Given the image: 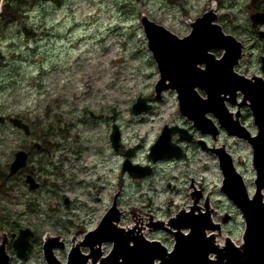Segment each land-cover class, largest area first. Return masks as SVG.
I'll use <instances>...</instances> for the list:
<instances>
[{
	"label": "rangeland",
	"instance_id": "374dc122",
	"mask_svg": "<svg viewBox=\"0 0 264 264\" xmlns=\"http://www.w3.org/2000/svg\"><path fill=\"white\" fill-rule=\"evenodd\" d=\"M20 6L14 21L0 17V116L23 119L32 134L25 135L9 121L0 124V178H8L19 149L33 156L0 188V242L4 231L11 240L21 228H30L34 236L24 258L17 256L12 243L8 245L11 264H47L43 243L58 235L66 246L56 255L66 262L73 243L97 227L116 193L123 211L121 226L145 225V236L172 247L174 238L166 229L148 225L163 220L170 228L171 217L189 210L192 182L194 193L203 192L202 210L209 196L211 219L222 226L223 236L239 243L245 222L240 209L220 190L223 176L216 155L194 144L187 158L160 163L155 172L140 179L124 172L122 165L125 151L136 145L132 162L149 164L148 153L164 124L183 122L175 91L155 99L159 71L147 47L142 15L183 37L190 33L192 21L216 7L218 23L244 40L254 58L258 36L249 16L255 4L251 0H23ZM138 96L153 104L152 110L135 115L132 105ZM8 97L16 110H10L13 104L6 103ZM113 123L121 129L119 151L113 150L109 138ZM35 142L43 145L42 153H37ZM45 144L49 151H44ZM217 144L226 145L254 192L250 145L227 133ZM28 172L43 183L42 188H29ZM111 248L106 243L104 253Z\"/></svg>",
	"mask_w": 264,
	"mask_h": 264
},
{
	"label": "water",
	"instance_id": "95a60500",
	"mask_svg": "<svg viewBox=\"0 0 264 264\" xmlns=\"http://www.w3.org/2000/svg\"><path fill=\"white\" fill-rule=\"evenodd\" d=\"M3 1L0 0V9ZM255 2L256 0H251L252 4ZM217 20L216 7H211L190 23L191 31L188 35L180 37L147 15L141 17L147 46L160 75L155 84V97L160 99L164 91L174 90L177 92L181 115L193 120L194 125L203 134L213 133L216 139L218 127L207 117V114L212 112L221 127L239 139L248 140L253 146L256 194L252 199L243 176L234 166L232 155L224 146L211 149L218 155L223 174L221 190L243 213L245 231L242 242L236 245L229 236L224 238V244L217 241V237H222L221 227L212 222L208 202L207 212L196 214V211H200L197 205L199 193L194 194L191 211L182 210L170 219L169 226L176 230L166 228L164 222L151 224L153 230L165 227L173 234L175 245L170 252L162 242L148 240L139 227L125 228L120 225L123 212L118 207L119 193H116L111 207L98 226L88 231L84 239L72 246L66 264H264V105L261 102L264 100V87L254 85L235 73L234 67L244 55L243 44L234 35L226 33ZM250 20L254 27L264 25V12L252 13ZM260 35L264 38V31H260ZM215 49L225 50L221 59L212 52ZM201 65H204V68ZM198 89H201L207 98H203ZM238 92L244 94V100L239 103V107L249 104L253 110L259 128L257 136H251L242 125L240 110L234 114L226 108V100L233 105L237 103ZM151 109L152 104L143 96H138L132 105V112L136 115ZM112 112L115 114L116 109L113 108ZM5 120V116H0V124ZM9 122L21 129L25 135H31V126L23 119L10 117ZM111 128L112 147L119 151L122 145L120 126L113 123ZM174 132L183 133L184 129L179 126H164L150 148V159L157 161L182 156V148L172 141ZM35 146L41 149V144L35 143ZM138 147L136 145L125 151L126 159L122 170L134 178H143L152 173V167L132 162L131 157ZM28 159V152L19 149L9 166L8 177H13L22 170ZM25 181L31 190L40 187V183L32 174H28ZM65 202L69 205V198H66ZM184 228L190 232L184 234ZM215 230L218 234L207 235L208 231ZM33 236L34 231L30 228L20 229L18 236L13 234V246L19 257H26ZM60 239L61 236H49L44 242L43 252L47 264H63L55 255L56 248H64V242ZM9 242L8 233H3L0 242V264H10L11 256L7 251ZM105 243H112V249L107 255H104L103 250ZM83 248L89 251L86 253Z\"/></svg>",
	"mask_w": 264,
	"mask_h": 264
},
{
	"label": "flooded vegetation",
	"instance_id": "af4514ba",
	"mask_svg": "<svg viewBox=\"0 0 264 264\" xmlns=\"http://www.w3.org/2000/svg\"><path fill=\"white\" fill-rule=\"evenodd\" d=\"M252 11L253 12H256V11L264 12V1L263 0H257L255 3V6L252 7ZM253 30L255 31V33L258 36V41L255 43V46H257V48H258V55L253 58L252 51H250L248 49L246 42L244 40L243 41L241 40L243 43L242 53L244 55L239 59L238 64L235 65L234 71H235V73L239 74L240 76H242L244 79H246L250 83H252L254 85H258L259 87L260 86L264 87V61H263L264 38H262L260 36V31L264 30V25L254 27ZM224 53H225V50H220V49L214 50V54L216 55V57L218 59H221L223 57ZM243 100H244V94L242 92H238V96H237V100H236L237 103L233 105L230 101L226 100L225 101L226 108H228L230 113H235V112L240 110V112H241L240 121H241L242 125L247 128V130L250 132L251 136H257L259 133V128L255 122V116H254L252 108L249 106V104H246L241 108L239 107V103L243 102ZM261 102L264 105V100ZM207 116H208V118L212 119L214 121V123L216 124V126L218 127L216 139H215V136L213 133L203 134L201 132V130H199L194 125L193 121L188 120L184 117H183V122H180V123L170 122V123L164 124V126L165 125H169V126L178 125V126L184 128L183 133L174 132L172 134V141L182 148V156L180 158H172V159H163V160H158V161H152L149 158V154H148V158L150 159V163L147 165H150L152 167V173L155 172L156 166L159 165L160 163L175 162V161H179V160H182L184 158H187L188 157V148L194 144H197L199 147H201L205 151L211 152L212 154H214V152L211 149L214 150L216 148L226 146L225 144L218 145L217 144L218 139L222 133H227L228 135H230V133L226 130V128L220 126L218 118L214 115V113L210 112L207 114ZM248 118H251L250 119V120H252L251 124L248 123V121H247ZM186 136H189L190 138L188 139ZM230 136L237 139V141L239 140L240 142H244V143H247L248 145H250V143H248L247 141L240 140L233 135H230ZM250 147L252 149L251 145H250ZM40 151H38L37 153H42ZM29 154H30L29 156L31 158L33 156V152H29ZM252 154H253V149H252ZM34 177H36V176L34 175ZM39 182L41 183L40 188H42L43 183L41 181H39ZM246 183H247V181H246ZM169 186H170V184H169ZM190 189H192V192H191V198H192V196L194 197V183L193 182H192V184H190ZM204 196H206V195H204ZM202 200H203V198L200 199V201H202ZM150 224L148 226H150ZM141 227L143 229L146 228L145 225H143ZM167 247L169 249L172 248L170 246H167ZM57 251H59V250H57Z\"/></svg>",
	"mask_w": 264,
	"mask_h": 264
},
{
	"label": "trees",
	"instance_id": "16d2710c",
	"mask_svg": "<svg viewBox=\"0 0 264 264\" xmlns=\"http://www.w3.org/2000/svg\"><path fill=\"white\" fill-rule=\"evenodd\" d=\"M23 0H4L3 3V10L0 15L1 19H3L5 22H12L14 21V15H18L21 12V4ZM14 3V5H13ZM20 3V4H18ZM1 54H0V60H1ZM44 151H49V146L48 144H45V150ZM10 178L6 177H1L0 180L3 182L0 185V188H4L5 184L9 181Z\"/></svg>",
	"mask_w": 264,
	"mask_h": 264
},
{
	"label": "clouds",
	"instance_id": "9594fccd",
	"mask_svg": "<svg viewBox=\"0 0 264 264\" xmlns=\"http://www.w3.org/2000/svg\"><path fill=\"white\" fill-rule=\"evenodd\" d=\"M0 11H2V9H0ZM6 103L13 104V98L8 97L7 100H6ZM10 110H16L14 104H13V107L10 108Z\"/></svg>",
	"mask_w": 264,
	"mask_h": 264
}]
</instances>
